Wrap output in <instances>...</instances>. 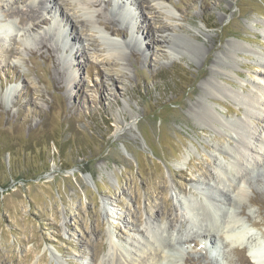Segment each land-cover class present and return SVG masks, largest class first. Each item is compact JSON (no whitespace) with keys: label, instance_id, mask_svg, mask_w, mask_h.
<instances>
[{"label":"rangeland","instance_id":"374dc122","mask_svg":"<svg viewBox=\"0 0 264 264\" xmlns=\"http://www.w3.org/2000/svg\"><path fill=\"white\" fill-rule=\"evenodd\" d=\"M36 1L0 0V264H165L155 230L163 262L255 264L167 242L198 227L179 195L264 244V0H46L32 28Z\"/></svg>","mask_w":264,"mask_h":264},{"label":"bare ground","instance_id":"6f19581e","mask_svg":"<svg viewBox=\"0 0 264 264\" xmlns=\"http://www.w3.org/2000/svg\"><path fill=\"white\" fill-rule=\"evenodd\" d=\"M55 1H57V0H55ZM45 6H46V0H38L24 13H21V12L18 13L17 10L13 11L12 13L13 14H15V13L21 14V18L23 20L30 21L32 24V28H36V27L40 26L45 21V18L42 17V10L45 8ZM146 8H147V6H146ZM115 23L116 22L114 20H110V21L105 20L104 21V26L110 32V34H119V32H120L116 28ZM9 28H11V26ZM159 28H160V30H162L163 28L165 29V28H167V25L164 24L163 26H160ZM146 33L148 35L152 36L153 42H157L158 39L153 37L154 33L151 32L150 28L148 30H146ZM38 44H39V48L41 51L46 50L51 54L49 46H48V42L46 39H41ZM11 53H13V52H11ZM49 57H52V56L49 55ZM238 127H239L240 131H244V129H245L244 124H240V125H238ZM204 174L206 176H208L207 172H204ZM233 174L238 176V174H236V173H233ZM176 198L178 201V206L182 210V213H183L182 216L184 217V220L187 219V220H190L192 222H195L196 224H198L197 225L198 227L195 230L196 232L193 231V229L191 228L192 229L191 231L188 230L189 232L186 231V233H183V235H181V236H179L180 232L177 233L178 236L173 237L172 239L168 240L169 241V242H167L168 244L174 242L175 240H180V239L181 240L184 239L186 241H189V239L193 236L192 233H195V234L199 233L203 238H212L213 236L215 237V236H218V234L223 233L228 238H231V239L234 238L235 241L241 242L244 247H246V248L249 247V254L251 256V260L255 264H264V244L262 242H258V243L256 242L253 245L252 243H250L249 238L245 239L246 238L245 236H247V231H244L243 229H237L236 227H234L236 225L237 221L236 222L233 221L232 222L233 223L232 228H229L231 226V224L228 227V225H226L225 223H227L228 221H230L232 219L227 218L229 220L228 221L225 220V222H224V220H223L224 217L223 216L221 217L220 214L217 213V211H213L212 208L208 207L209 204L205 205L206 204L205 203L204 205H201V206L199 204V206H198L197 205L198 203H191L187 199L182 198L179 195H177ZM106 213L112 214V213H114V210L106 209ZM206 221H209V223L206 224L205 223ZM223 222H224V224H223ZM187 229H189V228H187ZM152 237H153V239H155L154 242L156 243V245L159 249L156 251V255L159 253V251L161 249L159 256L158 257L156 256V258L159 259L158 261H160L161 263L169 264L167 262H163V260H165L167 257L166 252H165L166 250L162 249L163 247L167 246V245H165L166 241L165 240L163 241L159 237L158 230H155ZM238 240H240V241H238ZM111 263L112 264H119V261L117 258H114L111 260Z\"/></svg>","mask_w":264,"mask_h":264}]
</instances>
